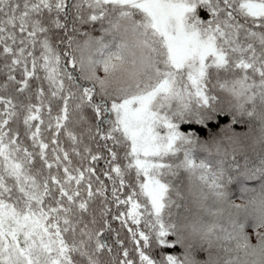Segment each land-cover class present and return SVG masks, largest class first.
<instances>
[{
    "label": "snow or ice",
    "instance_id": "snow-or-ice-1",
    "mask_svg": "<svg viewBox=\"0 0 264 264\" xmlns=\"http://www.w3.org/2000/svg\"><path fill=\"white\" fill-rule=\"evenodd\" d=\"M222 109L253 132L202 141ZM254 175L264 0H0V264H264Z\"/></svg>",
    "mask_w": 264,
    "mask_h": 264
},
{
    "label": "rangeland",
    "instance_id": "rangeland-1",
    "mask_svg": "<svg viewBox=\"0 0 264 264\" xmlns=\"http://www.w3.org/2000/svg\"><path fill=\"white\" fill-rule=\"evenodd\" d=\"M98 74L103 78L102 72ZM119 83V80H114L112 88L118 87ZM228 111L230 110L222 109L217 112L225 113ZM224 134L225 133H223V135ZM262 187H264V177L259 175L248 177L232 176L228 178L224 185L226 196L234 200L232 203L240 205L239 211L234 208L226 207L225 215L231 213L234 222L239 228L238 239L242 242L243 238L247 237V243L252 247H256L260 237L264 236V206L259 203L258 199ZM253 197L257 198L256 203H250ZM186 235L188 234L186 233ZM232 248L235 250L236 241H233ZM250 251L251 250H249V253ZM234 254H238L241 257L245 256L244 251L238 253L234 251ZM246 264H255L254 258L250 256Z\"/></svg>",
    "mask_w": 264,
    "mask_h": 264
},
{
    "label": "trees",
    "instance_id": "trees-1",
    "mask_svg": "<svg viewBox=\"0 0 264 264\" xmlns=\"http://www.w3.org/2000/svg\"><path fill=\"white\" fill-rule=\"evenodd\" d=\"M192 123L195 124V128H203L201 133H196L202 141L217 139L226 132L234 133L243 140L254 130V125L251 121L243 116L235 115L231 111L225 113L217 112L203 125L195 122Z\"/></svg>",
    "mask_w": 264,
    "mask_h": 264
}]
</instances>
